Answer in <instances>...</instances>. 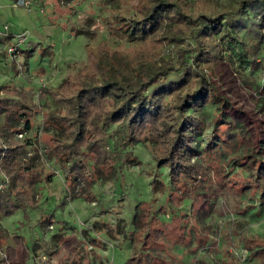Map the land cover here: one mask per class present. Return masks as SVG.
I'll return each mask as SVG.
<instances>
[{"label": "rangeland", "instance_id": "374dc122", "mask_svg": "<svg viewBox=\"0 0 264 264\" xmlns=\"http://www.w3.org/2000/svg\"><path fill=\"white\" fill-rule=\"evenodd\" d=\"M0 1V97L24 88L45 111L48 102L39 96L40 89L58 87L87 63L89 48L111 41L106 24L111 5L106 0H31L26 7L16 6L15 0ZM213 1L220 11L241 2ZM260 7L254 5L244 14L248 23L263 14ZM246 31L240 29V34ZM21 34L25 40L19 51L8 52ZM256 61L257 67L247 65L246 71L224 60L212 67L247 111L229 119L245 123L251 134L253 121L261 118L264 125V95L259 90L264 63ZM177 73L170 72L163 81ZM214 107L213 102L194 106L202 121L189 131L191 144L185 151L201 156L196 179L172 181L170 167L158 164L150 131L137 143L118 148L114 179L100 175L88 160L84 172L91 182L86 183L56 161L57 129L43 112L4 129L3 139L14 136L24 144L20 162L31 165L36 176L15 185L29 192L34 205L19 207L1 221L9 242L18 236L25 239L18 246L27 254L20 253L11 264H126L135 255L143 264H264V188L255 187L237 159L251 138H229L227 125L216 122ZM27 118L31 129L25 128ZM116 130L124 134L113 124L111 131ZM117 140L118 134L113 135L112 143ZM3 179L0 169V183ZM71 237L80 244L68 252L60 241ZM0 254L7 255L4 248Z\"/></svg>", "mask_w": 264, "mask_h": 264}, {"label": "trees", "instance_id": "16d2710c", "mask_svg": "<svg viewBox=\"0 0 264 264\" xmlns=\"http://www.w3.org/2000/svg\"><path fill=\"white\" fill-rule=\"evenodd\" d=\"M106 1L111 5L106 19L111 41L89 48L87 63L58 87L40 89L39 96L48 102L45 111L24 88L0 97V117L5 119L0 125V169L4 174L0 183V248L7 254H0V264H11L20 253L27 254L18 246L24 245L25 239L18 236L9 242L1 221L19 207L34 205L29 192L15 185L36 177L31 165L20 162L24 144L14 136L3 139V133L33 113L43 112L44 119L55 126L56 161L77 179L91 182L84 172L90 159L100 175L114 179L118 148L137 143L150 131L156 138L158 164L169 166L172 181H176L182 176L196 179L201 156L185 151L191 144L189 131L202 121L194 106L213 102L214 111H218L216 122L227 125L229 138L237 134L245 140L251 138L237 159L255 187L264 188L262 119H256L254 112L252 134L242 121H231L234 113L247 111L222 86L228 81H219L212 70L223 60L241 71H246L247 65L256 68L257 58L264 63V0H241L237 8L225 11L213 0ZM259 4L263 14L248 23L244 14ZM240 29L247 31L241 35ZM172 71L179 73L163 81ZM253 84L261 87L256 81ZM259 90L264 95V86ZM113 124L121 126L124 134L111 131ZM32 126L27 118L25 128ZM116 134L119 140L112 143ZM60 242L68 252L80 244L76 237ZM126 264H143V260L135 255Z\"/></svg>", "mask_w": 264, "mask_h": 264}, {"label": "built area", "instance_id": "2783aa9c", "mask_svg": "<svg viewBox=\"0 0 264 264\" xmlns=\"http://www.w3.org/2000/svg\"><path fill=\"white\" fill-rule=\"evenodd\" d=\"M0 3H1V1H0ZM30 4H31V0H15V5L16 6H26V7H29ZM6 27H8V26H6ZM24 40H25V36L23 34H21L18 43L9 45L8 52H11V53L18 52L19 51V45Z\"/></svg>", "mask_w": 264, "mask_h": 264}]
</instances>
